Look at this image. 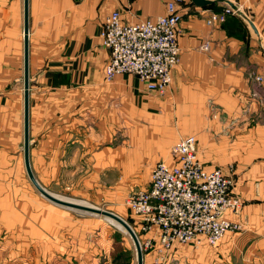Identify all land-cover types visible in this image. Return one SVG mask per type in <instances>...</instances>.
<instances>
[{"label": "crops", "instance_id": "1", "mask_svg": "<svg viewBox=\"0 0 264 264\" xmlns=\"http://www.w3.org/2000/svg\"><path fill=\"white\" fill-rule=\"evenodd\" d=\"M168 1L29 0L30 168L54 195L93 206L121 202L134 173L167 158L186 129L208 169L238 163L243 228L215 246L176 243L168 252L145 248L157 228L138 231L143 264H264V0L180 3L181 59L164 96L132 74L107 81V15L119 9L127 22L155 18ZM228 1L257 31L238 13L207 23ZM24 27L25 0H0V238H8L0 240V262L9 249L10 264H137L135 244L119 242L114 252L94 216L52 202L28 174ZM13 249L27 251L14 257Z\"/></svg>", "mask_w": 264, "mask_h": 264}, {"label": "built area", "instance_id": "2", "mask_svg": "<svg viewBox=\"0 0 264 264\" xmlns=\"http://www.w3.org/2000/svg\"><path fill=\"white\" fill-rule=\"evenodd\" d=\"M183 1L169 0L165 14L135 22H127L119 9L107 15L101 31L102 43L110 52L105 66L107 81L132 74L149 92L167 94L181 59L179 26L183 14L179 5ZM235 13L227 5L211 10L206 21L223 23ZM201 48L208 50L210 42ZM169 154V159L155 164L149 187L133 191L126 200L136 215L135 232L159 230L158 239H148L145 248L168 252L176 243L215 246L228 232H240L242 223L231 221L229 214H239L244 202L233 193V181L223 169L205 167L195 136L178 140Z\"/></svg>", "mask_w": 264, "mask_h": 264}, {"label": "rangeland", "instance_id": "3", "mask_svg": "<svg viewBox=\"0 0 264 264\" xmlns=\"http://www.w3.org/2000/svg\"><path fill=\"white\" fill-rule=\"evenodd\" d=\"M258 77H260L261 79L258 80ZM256 79L258 81H262V76H257ZM184 132H186V129H182V132L181 134L179 135V137H175L173 142L171 143L170 147L176 143L178 140H181L182 138H184V136L186 135H189V134H184ZM192 135V134H191ZM195 136V135H194ZM196 138V145H197V150H198V153H199V156L201 158V152H200V149H199V146H198V140H197V137L195 136ZM170 147H169V151H170ZM170 153V152H169ZM169 155L168 154V157L165 158L163 157V159H169ZM202 160V158H201ZM203 162V161H202ZM157 163V162H156ZM237 162L234 161V162H230L224 166H218L216 168H221L223 169V171L232 179L233 181V193L237 196H240V194L237 193V189H236V186H237V182H238V177H239V169H238V166H237ZM154 166L153 165L151 168H143L141 170H138L139 172H135L134 174V180L132 181L131 184H127L128 186H125L127 190H129V192L127 193V195L125 196V199L122 200L121 202H105V201H101L100 204H98L99 207L103 208V209H106V210H109V211H112L118 215H120L123 219H125L133 228V226L136 228V226L134 225V218L136 217V215H134L131 210L129 209L128 207V204L126 202L128 196L130 195V193H132L133 191H136V190H139V189H146L149 187L150 185V181H151V175H152V172H153V169H154ZM206 167V166H205ZM207 168V167H206ZM118 188L119 187V184H118ZM119 190V189H118ZM57 197H60V198H63V199H67V200H72V201H81V202H85L89 205H92L90 202L88 201H83V200H77V199H71V198H68V197H64V196H58V195H55ZM243 199V198H241ZM244 204H245V201L243 200ZM243 204V206H244ZM78 211V210H77ZM78 212H81L82 214H86L88 216H94L93 218H95L94 220V224H100L101 225V232H100V239H102V241H108V240H111L112 242V246H113V251L115 252H118L121 250L122 248V245L119 244V242H124V241H129L131 242V244H133L134 246V242H133V239L131 238V236L125 232L123 229H121V227L116 224L115 222H113L112 220L102 216V215H95V214H90V213H87V212H82V211H78ZM240 214V213H239ZM239 214H235V213H230V220L233 221V222H239L238 219H236V217L239 215ZM133 228V229H135ZM138 233V232H136ZM96 234V232L94 233ZM140 237V236H138ZM39 238V237H37ZM95 238H97L95 236ZM3 239V240H7L8 238H0V240ZM5 258L2 257V261L3 262H0V264H3L4 263V260L6 261L7 264H10V259H8V254L7 253H11L12 254V250H7L5 249ZM14 251V257L16 256V254L18 255V252H25L27 250H24V249H13ZM134 251H135V248H134ZM113 252V254H114ZM135 263H136V256H135Z\"/></svg>", "mask_w": 264, "mask_h": 264}, {"label": "water", "instance_id": "4", "mask_svg": "<svg viewBox=\"0 0 264 264\" xmlns=\"http://www.w3.org/2000/svg\"><path fill=\"white\" fill-rule=\"evenodd\" d=\"M195 5L200 7H206L209 5L214 4L218 0H191ZM220 1V0H219ZM229 5L235 9L238 13V15L246 22V24L253 28L255 31L256 27L253 23V21L242 11L239 10L238 6L235 5L233 2L228 1ZM24 43H25V73H24V81H25V142H24V150H25V160H26V167L28 174L35 184V186L38 188V190L44 195L46 198L51 200L52 202L67 207L71 209H75L82 212H87L90 214L95 215H102L108 219H112L115 222H117L122 229L127 232L131 238L134 241L135 248L137 251V264H143L144 261V254L142 250V246L139 240L138 235L136 234L135 230L132 228V226L123 219L120 215L103 209L98 206L93 205H84L79 204L73 201L64 200L62 198H59L55 196L54 194L47 191L44 187H42L39 182L34 177L32 170L30 168L29 163V0H25V27H24Z\"/></svg>", "mask_w": 264, "mask_h": 264}, {"label": "bare ground", "instance_id": "5", "mask_svg": "<svg viewBox=\"0 0 264 264\" xmlns=\"http://www.w3.org/2000/svg\"><path fill=\"white\" fill-rule=\"evenodd\" d=\"M60 198V197H59ZM63 199V198H62ZM64 200H67V199H64ZM69 201H72V200H69ZM73 202H76V203H79V204H84V205H89V204H87V203H85V202H81V201H73ZM110 220H112V219H110ZM113 222H115L114 220H112ZM116 224H118L117 222H115ZM119 225V224H118ZM120 226V225H119ZM121 227V226H120ZM121 229H122V227H121ZM137 234V233H136Z\"/></svg>", "mask_w": 264, "mask_h": 264}]
</instances>
